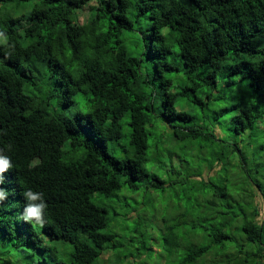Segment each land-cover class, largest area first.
Masks as SVG:
<instances>
[{"label":"trees","instance_id":"trees-1","mask_svg":"<svg viewBox=\"0 0 264 264\" xmlns=\"http://www.w3.org/2000/svg\"><path fill=\"white\" fill-rule=\"evenodd\" d=\"M144 20L147 29L134 35ZM146 62L154 74L144 72ZM219 78L248 79L264 102V0H0V150L12 164L0 185L7 192L0 264H23L22 256L27 264H96L105 254L103 264H145L143 253L154 254L145 233L155 235L157 220L144 214L129 227L139 240L119 242L111 228L122 214L106 201L124 199V189L151 177L148 150L153 146L160 161L159 144L150 140L161 118L182 121L174 136L195 144L197 162L195 180L173 173L172 188L187 185L195 197L177 220L159 226L168 258L264 264L263 128L249 146L238 141L256 130L264 110L259 103L239 107L230 115L236 140L221 139L197 113L221 95ZM176 84L180 90L168 88ZM205 88L207 102L188 100ZM185 100L188 109H177ZM216 168L226 172L223 185L213 181ZM164 185L159 177L149 183L154 191ZM28 189L43 193V224L22 218ZM125 208L130 218L134 211Z\"/></svg>","mask_w":264,"mask_h":264},{"label":"rangeland","instance_id":"rangeland-1","mask_svg":"<svg viewBox=\"0 0 264 264\" xmlns=\"http://www.w3.org/2000/svg\"><path fill=\"white\" fill-rule=\"evenodd\" d=\"M33 4V2H32ZM31 4V5H32ZM31 5L29 7H31ZM31 10L30 8L26 12V18L24 20V24L26 23V20L28 21V16L30 14ZM87 14V10L81 15L80 21H85ZM147 29V21L144 20L143 24L141 26H137L136 34H141L142 30ZM175 53V52H174ZM178 67H180V70L183 69L186 70L185 65L181 61V59L178 57L176 61ZM146 71L152 75L154 74L153 71V64L151 62H146L144 65V72ZM208 71V66H203L199 70V75L201 77H204ZM181 78L184 79V86L187 83V79H185L186 75L181 72H175L173 74V78ZM160 79L155 80L154 82H157V85H160ZM183 86V87H184ZM171 91L175 92L180 90V86L174 85L171 87H168ZM218 92L221 93V95L216 96L212 101L209 102L208 107L205 109V113L202 111V107L199 106L198 109V115L206 117L207 121V127H213L211 123H214L216 128L218 129L219 136L221 139L226 138H232L233 141L236 140L233 134L234 130V122L232 120V117L230 115L234 114L236 110L239 107H248L249 105L253 103H259L261 105V109L264 110V102L263 99L261 100V96L254 91L249 84V80H235V82H232V84H229L227 81L224 82V79L219 78L218 81ZM156 92L158 94L157 99L159 102H161L160 106L163 108L165 106V103H162V100H165L166 95L161 86H158L156 88ZM207 88L200 90L197 92V94L190 92L188 100H196L197 97H201L205 99V102H207ZM216 94V93H215ZM217 95V94H216ZM76 101L81 103V108L84 105L83 101L80 100V97L76 98ZM186 107V108H185ZM87 107L84 106L83 110H86ZM177 109H188V104L185 101H178L177 102ZM180 127L184 128V124L182 121L177 120L174 121L172 125L169 124L168 120L161 118L158 124L156 125V128L154 130L155 138L150 140V144L153 145L157 142L159 144L160 150L162 152L160 161H157V159L153 158V151L154 147L151 146L148 150V154L150 156V161L147 164V168L150 171L151 177L145 181L136 182L134 189H124L122 195L124 196V199H112L107 200L106 204L112 206L115 208V210L122 214L119 219L116 220L114 226H112V230L116 231L119 236L121 235V238H119L117 241H125L126 243L130 241L133 237L134 241L137 242L139 240V237L137 238V235H133L130 233L129 227H133L135 223H137V219L142 218L143 215H149L151 220H157L156 223V233L153 236L151 231L149 232L147 229L145 241L146 247L151 248L154 250V254L151 258H148L149 251L146 253H143L144 256H146V259L142 260L143 263L148 264H177L178 259L174 258L173 260L168 258V254L165 252V242L163 238V233L159 226L162 228H165L166 223L165 219L168 220L169 223H173L177 218L180 216V213L185 211L188 208H190V204L193 202L195 194L192 195L190 193H187L185 191L184 186H177L174 187V184L177 182L175 180V174H173L176 171V174L181 172L182 176L185 179H191L195 180V174L194 169H196L197 162L195 161L194 157V143H189L186 141H181L180 139L176 138L174 136V127ZM263 128L262 132H264V120H261L260 123L257 125L256 130L249 129L247 132H245L241 137L238 138L239 145L241 147H247L252 142L257 135L259 134V129ZM125 133L129 135L130 131L128 127L125 128ZM241 138L244 140L241 141ZM153 147V148H152ZM239 161V155H234L231 158L232 164ZM251 168L255 170V168L260 169V171H263V168L258 167V165L255 164V162L251 163ZM205 174L209 173L207 169L205 170ZM215 176L213 177V181L216 184L223 185L226 183V172L220 171L216 168L215 170ZM159 177L165 181V189H159L157 191H154L150 186L149 183L153 181L154 178ZM177 177V176H176ZM235 180H237L235 178ZM190 182V181H188ZM180 184V183H177ZM173 185V186H171ZM192 200V201H190ZM125 206H127L128 210H133L134 212L130 215V218H128L124 213ZM124 215V216H123ZM145 218V217H144ZM143 223V221H141ZM122 225H125V231L122 229ZM128 226V229L127 227ZM149 226V223H144L142 226L143 228H147ZM140 236V235H139ZM124 242V243H125ZM135 250L140 245L134 244ZM110 252L114 255H117L116 250H110ZM167 254V256H165ZM106 254L100 258V260L96 264H103L102 261L105 260ZM23 257V256H22ZM20 257V260L23 261V264H27L28 258L27 257ZM130 259V258H129ZM131 260V259H130ZM107 262H105L106 264ZM113 264V263H108Z\"/></svg>","mask_w":264,"mask_h":264},{"label":"clouds","instance_id":"clouds-1","mask_svg":"<svg viewBox=\"0 0 264 264\" xmlns=\"http://www.w3.org/2000/svg\"><path fill=\"white\" fill-rule=\"evenodd\" d=\"M12 164L10 158L3 155V150H0V185L4 183V173H6ZM27 200L22 218L25 221H35L39 224L44 223V210L47 205L43 200L42 192H35L31 189L26 190L23 193ZM7 199V192L4 188L0 187V203Z\"/></svg>","mask_w":264,"mask_h":264}]
</instances>
